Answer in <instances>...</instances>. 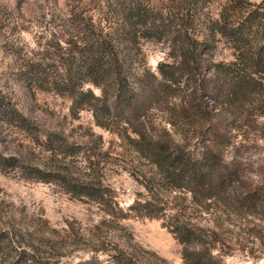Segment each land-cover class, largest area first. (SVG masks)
<instances>
[{
	"label": "trees",
	"instance_id": "16d2710c",
	"mask_svg": "<svg viewBox=\"0 0 264 264\" xmlns=\"http://www.w3.org/2000/svg\"><path fill=\"white\" fill-rule=\"evenodd\" d=\"M176 1L174 6L158 7L150 0H98L97 15L91 10H74L66 21L72 32L64 45L58 40L49 45L51 55L26 57L16 73L30 90L69 98L74 119L88 110L96 126L125 137L127 145L153 170L144 175L145 198L139 197L124 211L116 192L104 183L95 162L99 155L95 146L85 149L63 133L44 134L2 95L0 126L23 131L51 154L53 162L44 167L0 150V173L14 172L25 180L52 184L72 198L96 204L108 217L102 225L111 226L132 213L149 219L169 218L163 225L181 245L184 264H225V239L219 226L194 223L186 207L174 212L160 195L162 191H179L200 209L210 211L213 204H223L248 215L257 214L264 221V187L243 186L239 172L222 154L232 129L228 115H245L244 119L250 114L264 115V1L257 5L229 0L217 19L204 15L214 0ZM220 39L234 52L229 63L214 61ZM144 40L166 43L172 62H161L157 71H152L141 56ZM88 84L100 94L86 88ZM156 108L168 113L166 123L175 134H181V140L166 127L154 130L149 114ZM195 139L204 144L199 153L190 148ZM83 152L87 162L80 173L70 167L68 158ZM171 212L174 214L168 216ZM26 233L13 230L12 238L18 236L21 244ZM15 245L10 232L0 228V253L10 264ZM131 248L133 252L116 246L110 254L113 263L171 264L137 244ZM57 251L60 256L59 248Z\"/></svg>",
	"mask_w": 264,
	"mask_h": 264
},
{
	"label": "rangeland",
	"instance_id": "374dc122",
	"mask_svg": "<svg viewBox=\"0 0 264 264\" xmlns=\"http://www.w3.org/2000/svg\"><path fill=\"white\" fill-rule=\"evenodd\" d=\"M98 0H0V96L16 104L19 110L38 124L44 134L47 131L63 133L72 143L87 149L95 146L99 171L104 183L116 192V199L124 211L147 191L142 184L144 175L153 172L151 165L132 150L121 137L95 125L88 110L77 119L71 115V101L51 91L30 90L18 80L17 68L26 57L40 59L52 54L51 43L61 40L64 45L67 34L72 32L66 21L72 11L91 10L97 15ZM158 7H170L176 0H150ZM229 0H214L205 8V16L219 18ZM246 4H261L264 0H242ZM245 4V5H246ZM207 13V14H206ZM142 55L152 71H157L161 62L168 58L166 43L144 40ZM215 62L229 63L234 52L229 44L220 39L214 50ZM96 94L100 91L88 84ZM248 106L250 108L253 107ZM256 106L258 103L255 104ZM228 115L231 123L230 141L223 149L225 162L239 172L245 187H264V115ZM168 113L158 108L149 114L153 128L159 132L166 127ZM229 123V124H230ZM92 130L94 133H92ZM94 134V135H92ZM175 134V133H174ZM44 136V135H43ZM97 136H102L100 142ZM181 140V134H175ZM45 139V137H43ZM190 148L203 151L204 144L195 139ZM0 150L6 155H17L40 166H50L51 154L15 127L0 126ZM86 155L69 157L70 167L83 173ZM160 197L168 208L177 212L186 207L187 216L202 226H219L225 245L222 246L225 264H264V221L259 215L213 204L210 211L200 209L187 200L182 192L162 191ZM168 214V216L173 215ZM149 219L134 213L125 220L102 225L108 217L99 207L85 200L72 198L59 187L20 178L17 173H0V228L8 230L16 244L13 264H84L100 262L114 264L111 260L116 246L133 252L131 244L156 252L171 264H184L182 247L174 235L164 227L169 218ZM101 224V225H100ZM13 230H27L26 241L12 238ZM33 233L30 237L29 234ZM13 235V236H12ZM30 237V238H29ZM18 242V243H17ZM103 246L106 248L103 250ZM221 246V245H220ZM61 252L58 255L57 249ZM0 264H10L0 253Z\"/></svg>",
	"mask_w": 264,
	"mask_h": 264
}]
</instances>
